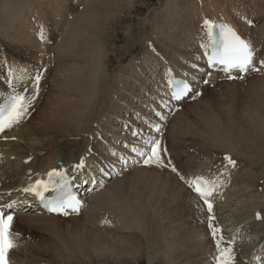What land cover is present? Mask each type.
I'll return each instance as SVG.
<instances>
[{"label": "bare ground", "instance_id": "1", "mask_svg": "<svg viewBox=\"0 0 264 264\" xmlns=\"http://www.w3.org/2000/svg\"><path fill=\"white\" fill-rule=\"evenodd\" d=\"M20 1L25 0H19V2L14 0V5L11 0V7L15 12L12 10L9 13V5H5V2L1 3L0 42H2V46L5 43L6 48L17 56L19 59L17 61L22 59L23 62H26V59H31V61L36 63L35 60H37L42 66V72L46 70L47 73L42 74L39 95L35 98V102L26 116L29 119L11 131H5L0 143V202L4 201L8 204L16 202L20 206L17 214H12L14 216L13 227L16 223L17 226L21 225L20 223L24 225L33 224L36 227L56 232L60 229L68 230L67 223L73 222L75 224L78 223L85 229L86 237H82V239L88 238V233L93 232L95 233V237H93L94 242L107 244V241H115L112 238L109 239L108 236L111 235L107 234V231L100 230L98 226L101 225V229H114L118 222L115 216L119 215L122 218V224L119 227L121 232L112 235V237L122 234L119 237L121 246L116 248L108 245L113 247L122 259L127 261H129L127 258L132 256L137 257L144 251L155 257L162 256L163 254V241L168 238V234L164 229L156 228L154 233L143 235L142 245L136 243L135 230L139 226V221L141 219L144 221V218L148 219L149 217H152L153 220L154 214L152 215L150 211H145V207H147V210H153V208L167 207V205L173 204L176 206L173 208V211L180 220L184 221L185 225L188 223L187 226L190 230L199 229L205 234L206 227L203 226L205 221L201 224L202 220L200 218V220H196L199 217H197L198 212L201 213L202 210V208L201 210L197 208L200 205V202L197 204L199 197L192 192L190 194V191H187L181 183L172 177L173 175L168 171L163 157L161 159L165 164L162 167L159 165V167L164 171L149 170L145 169L146 167L144 169L139 167L128 168L125 169L128 172H130L129 170L135 171L134 176L127 177V180L124 179V181L118 182V185L115 184L117 187L114 186L115 188H112L110 192L98 191L102 187L106 188L110 176L115 175L116 172V175H122L120 174L121 171H118L121 165L118 158L120 155H123L126 159L130 158L136 163L138 162L139 158L133 157L129 152L132 153L133 148L145 150V146H140V140L133 135L135 131H151V124L154 126L161 125L163 129L160 132L150 133L149 135L158 141H160V137L163 134L164 140L169 138L168 144L172 148L169 149V154L172 156H175L174 153L177 152L173 151L176 149L172 147L173 142L177 145H183L187 142L191 144L197 141L188 132L187 125L182 119L184 114L180 112L177 114L176 111V114H174V111L170 112L167 110L171 108L168 105V102H170L168 99L170 81L174 78L187 80L194 86V92L197 90V87H205L204 83L207 80L211 83L217 80L226 81L227 75L224 72L220 73L218 70L214 72V70L208 68L207 60L206 62L204 61L203 53H206L207 58L211 42L210 33L212 31V28L205 26L206 20L211 25H229L245 40H249L255 49V66L264 60V58L262 59L261 56H258L257 52L258 48L264 49V43L254 41L252 33L254 28H246L244 24H241L234 18V15L230 11L234 10L235 14L239 15L240 20L248 18L250 13L229 9L228 4L224 6L222 1L219 0H184L186 4H184L183 0H175L164 9V14L160 17V21L155 22V34H153L154 37L151 39L153 44L145 40L144 57L139 59L137 63H132L131 68L127 69V73L116 71V76L110 78L112 86L108 85L106 87L107 75L102 64V49L99 47L96 50V42L92 43V48L85 54L83 65L74 70L70 77L68 75V61L66 57L64 56L65 66H60L56 62L57 57L61 54L59 43L54 46L55 54L53 57L51 46L48 47L50 37L52 35L56 36L61 31L64 23H68L66 27L68 31L81 29L86 16L88 18L87 14L89 10L90 12H94V15L87 21L88 24L94 26L97 22L96 14L102 9L106 0H87L88 2L83 7L82 12L79 11L80 13H77L74 19L72 18L69 22V19L65 18L69 10H67L66 6H62V0H51L50 2L51 5H57L56 12L58 15L53 17L54 21L48 12L41 7V3L38 4V0H30L29 4L34 6L33 8L38 11L39 17L43 21V25L47 31L49 29L53 31L51 35L47 33L43 46L38 45L33 40L34 27H30L33 25H29L30 23H28L27 18L20 15L19 5L15 4L22 3ZM75 1L77 2L78 0ZM248 1L253 2L255 0ZM248 1L246 2L248 3ZM188 2L192 7L190 17H187ZM261 2L263 3L264 0H260ZM251 5L250 7L254 8ZM74 7L71 9H74ZM213 7L221 9V13H210L213 12ZM63 9H66V15L63 13ZM262 12L261 17L258 19L263 24H259L255 28L257 29L256 31H259L258 35L260 36H264V3ZM46 18L51 19L50 23H48ZM187 19L195 20L193 21L195 30L191 34L186 25ZM197 24L201 30L199 37L198 32H196ZM4 36L8 39L11 37V41L9 43L4 42L3 40H7ZM203 43H205V48L202 47ZM12 59L14 60V58ZM55 63L56 67L53 66ZM11 66L12 64L8 63L9 69L11 68V76L15 78L13 81L14 89L3 83L4 81L2 82L0 79V95L6 98L8 95L18 93L24 88H27L29 92H33L34 84L31 82L32 74L28 65L14 62L13 66ZM51 67L54 69L51 70ZM206 68L210 71H207ZM48 72H53L51 77H49L50 73ZM62 76L71 80L68 82ZM47 86H50V88L46 93ZM194 92L189 96V101L196 96ZM138 93L143 95L142 99L137 97ZM44 96V99L47 98V100L45 104L40 106ZM262 100L258 110L253 111L251 114L254 118L248 119L249 116H247L248 118L243 120V122H233L232 120L227 121L219 118L215 114H210L204 122L208 126L213 125L225 129L224 131L230 130L231 132L233 129L242 132L245 131V128L251 127L253 130L251 132L247 130L245 138L250 143L255 141L260 142V146L264 150V99ZM2 101L0 99V102ZM194 102L191 105H187V108L193 106L189 110H195V105L198 103ZM159 109L162 118L165 119L164 122L158 120L157 114ZM225 113H230V111L227 110ZM241 125L244 127H241ZM167 128L168 132L166 133ZM183 128L185 129V133L182 134L181 130ZM202 139L209 142H219L218 147L214 151L217 149L225 150L224 153L220 152L218 156L221 153L222 155L229 154L234 155L238 159L235 167H225V162H221L219 165L207 162L204 170L201 173H197L195 178L203 177L210 182L209 187L212 189L213 194L209 199L212 202L222 203L221 208L227 209L232 213L231 210L236 205V202L241 200V197H237L239 192H234L235 190L231 193L229 192L231 188L229 184L233 186L234 181L238 179L237 167L249 164L248 170L249 168L250 170L247 172V177L245 179L241 177V179L236 181V184L238 185V189H243L242 194L246 197H253L252 201L245 204L255 212V208L258 207L260 200L256 198L254 193L258 191L255 189L258 187L259 180L261 179L258 173L252 172V169L260 167L264 171V151L259 160L252 158L253 163H249L243 158L246 152L239 149L245 147H241L238 142L232 141L231 134L223 133V131H212V133L205 134ZM4 142L8 145L3 148ZM178 149L179 154H182L181 147ZM250 156H253V154ZM205 158L207 157L205 156ZM170 160H172L171 156ZM218 160L220 162L221 159L218 158ZM218 160L216 159V161ZM59 162L61 166H58ZM81 163L83 166L78 167ZM217 166L220 167L218 168ZM54 169L65 174L63 178L54 177L55 183L51 182L48 177V173ZM151 171H154L152 173L153 176H148V172ZM64 178L70 179L73 187H76V193L82 196L81 200L84 202V208L86 206L89 208L87 213L65 217L48 216L37 206L40 204V201L43 202L45 192L49 191L53 186L58 187L59 182H62ZM248 178H251L253 181L249 182ZM40 183H43L45 187L39 189V194L24 191V189ZM223 202L226 203L224 204ZM262 205L260 204V206ZM195 208L197 211L194 210ZM193 211L194 214L192 213ZM230 213L227 216L229 219H226L219 211L218 223L221 229L225 228L222 223H229L231 218ZM191 215H193L194 222L190 221ZM261 216L264 217L263 214ZM152 220L150 221L152 222ZM239 221L244 225L237 226L235 224L228 230L232 232L229 239L234 244V264H257V259L260 257L264 259V241L257 239L261 244L254 251H249L241 243L250 240L254 234H259L264 229V222L260 221L257 215L252 216L248 221L242 216L239 218ZM95 222H97L96 225ZM215 223L216 225L218 224L217 221ZM258 224L259 230L256 227ZM94 227L98 231L92 229ZM125 231H128L126 236L123 233ZM201 240L202 238L196 236V242H190V245L193 246L192 249L186 243H182L177 253H175L176 244L174 251L170 254L169 261L172 263L176 261L177 264H214L213 260L208 258L211 244L208 243L206 250H201L199 249L201 244L199 242ZM76 241L71 239L67 242V245H65L68 246L65 249L66 252H73L71 246ZM125 243L128 245L127 247H123ZM115 246H118L116 242ZM27 247L29 246H24L23 250ZM84 248L85 245H82L80 250H74L77 252L84 250ZM43 253H41L43 258L48 257V255H44ZM17 254L15 251L10 253L11 264H26L25 260L31 264V262L36 261L32 253L24 256V253L19 256ZM48 254L50 257L51 254ZM14 255L18 258H15ZM47 260L42 259L40 261L46 262ZM40 261L37 262L39 263Z\"/></svg>", "mask_w": 264, "mask_h": 264}, {"label": "rangeland", "instance_id": "2", "mask_svg": "<svg viewBox=\"0 0 264 264\" xmlns=\"http://www.w3.org/2000/svg\"><path fill=\"white\" fill-rule=\"evenodd\" d=\"M13 1L14 0H12V3ZM15 1L19 2V0H15ZM78 1H79V4H78ZM78 1L76 2L75 0H62V6L63 7L66 6L67 10H69L67 14L68 17H67L66 9H63V13L66 15L65 18L69 19L68 22L72 18L74 19L77 13L82 12L83 7H85V4L88 2L87 0H78ZM174 1L175 0H106L104 2V5L102 6V9L98 11V13L96 14L97 22L94 26H91L90 24H88V21H87L88 19L92 18V16L94 15V12H90L89 10V13L87 14L88 18L86 16V19L81 29L79 30L73 29L71 31H68L66 28L68 26V23L67 24L64 23L61 27V31L58 32L56 36L52 35L50 37V40L48 42V47L51 46L52 57L55 54L54 46L57 43H59L61 54L59 57H57L56 62L60 66H65V57H66L68 61V67H67L68 75L70 77L71 74L74 72V70H76L79 66L83 65L84 60H85V54L89 51L90 48H92V43L96 42V50L99 47L100 49H102V64L104 67V71L107 75L106 87H108V85L111 87L112 85L110 83L111 82L110 78L113 76L114 77L116 76L115 75L116 71L127 73V69L131 68L132 63L135 64L138 62L139 59L144 57L145 40H148L147 41L148 43L153 44V42H151L152 41L151 39L154 37L153 34H155V30H154L155 22L160 21V17L163 16L164 14V9L167 6L171 5ZM185 1H188V0H185ZM185 1L183 0L184 4H186ZM219 1H222V4L224 6L228 4L229 9H236L239 11H243L245 13L247 12L248 14L250 13V16L248 18L246 19L244 18L245 20H240L239 15L235 14L236 12L234 10L230 11L232 15H234V18H236L241 24H244L246 28L248 29L254 28V31L252 33H253L255 42L264 43V36L258 35L259 31H256L257 29H255L257 26H259V24H263L262 22L261 23L259 22L258 18H260L261 13H263L262 6L264 2L260 3V0L258 1L255 0L253 2L248 1V0H231V1L230 0H219ZM246 1H248V3ZM4 2H5V5L6 4L9 5L8 13L11 12L12 10L15 12V10L12 9L11 7L12 5L11 0H8V1L0 0V6H1V3L3 4ZM20 2L22 3H15L19 5L18 7L20 9V12H19L21 13L20 15L24 16V18H27L28 23H30L29 25H33L30 27H34V38L33 36L31 37L38 45L43 46L44 39L47 33L48 35H51L53 31L51 29L47 31L46 27L43 25V21L39 17L38 11L35 8H33L34 6L29 4L30 0H25V1H20ZM50 2L51 0H38V4L41 3L40 4L41 7L44 8L53 19V17L58 15V13L56 12L57 5H51ZM251 4L253 5L254 8L250 7ZM73 6H75L74 9H71ZM173 8H175V6H173ZM220 10L221 9L219 8L213 7V12H210V13L218 14V13H221ZM191 14H192V7L190 3L188 2L187 17H190ZM47 21L48 23H50L51 19H47ZM193 21L195 20L187 19L186 21V25L188 27V31L190 34L191 32L195 30L194 28L195 25ZM248 21H252L254 26H250ZM196 32H198V37H199V32H201V30L198 24H197ZM4 38L6 37L4 36ZM6 39L7 40H3V41L8 42V43L9 41H11V37L9 39L8 38ZM204 45L205 43L202 44V47ZM6 47L7 46L5 45V43H4V46H2V42H0V79L1 80L5 82L6 79L8 78L7 77L8 76V71H7L8 63L12 64V66L14 62H18V63L20 62L21 64H27L28 67L30 68V73L32 74L31 78L42 72V66L40 63H38L37 60H35L36 63L31 61V59H26V62H23L22 59H20V61H17L19 60L17 56H15ZM258 49H257L258 56L259 57L261 56V58L263 59L264 49L262 48H258ZM12 58H14V60ZM204 61L206 62L205 55H204ZM262 61L264 62V60ZM261 62L259 65L257 64L255 66V68L259 69V71L252 70L246 76H235L236 78L234 79L228 78V80L226 79V81L217 80L214 83L208 82L207 80V83H204L205 87L203 88L197 87V90L194 92L195 93L194 95L196 96L193 97L192 100L186 101L180 106L174 107V109H171L172 108L171 106L170 108L171 111H174V112L176 111L177 114L179 112L184 114L182 119L187 125L188 132L190 133L191 137L197 140L196 142H192L191 143L192 145L190 144V142L184 143L183 145H177V144H174L173 142L172 147L173 149L176 148L173 151L174 152L177 151L174 153L176 157L170 155L172 157V160H169V166H166L168 171L173 175L172 177L175 178L176 181L181 183L182 186L187 191H190L189 192L190 194H191V189L189 187L190 180L195 178L197 173H201L204 170V167L206 166L205 164H207V162L219 165L221 162L224 163L223 159L225 156H230L231 158L233 157V159H235L236 162L238 163V159L235 158L234 155H229V154L222 155L225 149H221V150L217 149L214 151V149L218 147L219 142L217 141L209 142L207 140L202 139V137L205 136V134L212 133V131L214 132L223 131V133L231 134L232 141H236L241 147H245L243 149L242 148H239V149L246 152L244 153L245 154L244 156H247V157L243 156L246 162L253 163V159L259 160V158L261 157V154L263 153L264 150L260 146V142L255 141L253 143H250L249 140L245 138L247 136L246 135L247 130L248 132H251L253 128L247 127V129L245 128V131H242V132L233 129L231 132L230 130L224 131L225 129H221L213 125L208 126L204 122L206 117H208L210 114H215L219 118L225 119L227 121L232 120L233 122H243V120H246L248 118L247 116H249L248 119H251L252 117L251 114L253 113V111L258 110L259 105L263 101L262 99H264V69H263L264 65H262ZM53 66L56 67L57 66L56 63ZM53 69L51 67V70ZM206 70L210 71L207 68ZM46 73H47L46 70L42 72L43 75ZM52 74L53 72L50 73L49 77H51ZM145 76L148 77V75L146 74ZM240 77H243V78H240ZM63 78L68 82L71 80V79H67L66 77H63ZM31 82L34 84L33 79ZM208 83L209 85H207ZM49 88L50 86L46 87V91H45L46 93L49 91ZM255 93L257 94V96ZM137 95L139 99L143 98L142 94L140 95V93H138ZM44 98L45 96L42 98L43 101H41L40 106L45 104V101L47 100V98L46 99ZM193 102L194 103L197 102L198 104L195 105V110H189L193 106L187 108V105H191V103L193 104ZM227 110L230 111V113H225ZM249 111H252V112H249ZM176 112L174 114H176ZM241 113H242V116H241ZM190 116H193L194 118ZM252 118H254V116ZM28 119L29 118H26V120ZM241 127H244V126L241 125ZM167 132H168V128H167L166 133ZM150 133H154V132L149 131V134ZM181 133L182 134L185 133L184 128L181 130ZM160 141L162 143L165 142V145L167 144L165 146V149H167L168 151L169 149H172L170 144H168L169 138H167V140H164V134L160 137ZM7 145L8 144L5 143L3 148L6 147ZM179 147H181L182 149L181 150L182 154L180 153L181 155L178 152ZM220 152L222 153L218 156ZM197 154H199L200 156ZM249 154L250 155L253 154V156H250ZM204 155L207 158H205ZM217 157L221 159L220 162ZM216 159L218 161H216ZM213 160H215L216 162ZM201 163L204 165H202ZM164 164L165 163L163 162V165ZM141 166L143 167H140V166H136V167L143 168V169L144 167H146L145 165H141ZM149 166L151 167L148 168L147 166V168L145 169L164 171L159 166L157 167V164H150ZM217 167L219 168L220 166H217ZM248 167H249V164L245 166L237 167L236 171L238 174V179L234 181L233 186L229 184L231 187L229 189V192L231 193L235 190L234 192L236 191L239 192V195H237V197H241V200L236 202V205L231 210L232 213H230L227 209L221 208L222 203H217L215 201L212 202L213 203L212 213H209L207 208L203 210L201 206L203 202L197 201V204L200 202L199 203L200 208L199 206L198 207L196 206V207L200 210L202 208L201 213L198 212V214H202V215L197 214V217L198 216L199 217L196 220L201 219L202 220L201 224H203L205 221V223L203 224V226L206 227L205 234H203L199 229L190 230V228L187 226L188 223H186L185 225L184 221L180 220L177 214L173 211V208L176 207L173 204H169L167 205V207L162 206L159 208H153V210H149V209L147 210V207H145L146 208L145 211L147 212L150 211L152 215L154 214L153 220H152V217L151 218L149 217L148 219L144 218L145 222L142 219L139 221V226L137 230H135V233H136L135 239H137L136 243L137 244L140 243L142 245L144 234L145 235H147L148 233L152 234L154 233L156 228L164 229V231L168 234V238L164 239L163 241L162 256L155 257L153 255H150L146 251H144L143 253H140L137 257L132 256V257L127 258L129 261L122 259L119 253L113 248V247L119 248V246H121L119 237L122 234L120 236H118L119 235L118 234L112 237V235H115L121 232L119 230V227L122 224V218L119 215L115 216L118 222L116 223V227L114 229H106V228L101 229L100 228L101 225L98 226L100 230L107 231L108 232L107 234L111 235V236H108V238L114 239V241L117 243L118 246H115V242L113 241H107L106 242L107 244H98L97 242H94L93 237H95V233L93 232L88 233V238L82 239V237H86L85 229H83V227H81L78 223L76 224L73 222L67 223V227L69 228L68 230L60 229L56 232L55 231L53 232L52 230H47L42 227H38V226L36 227L33 224H25L26 225L25 226L23 223H20L21 225L17 226V223H16V225H14L15 228L13 227L14 229L13 232L19 233L20 236L17 241L19 244V247L14 251L15 253L16 252L18 253L17 254L18 256L22 255L23 253H24L23 256L29 253H32V256L34 254L33 257L36 258V261L31 262V264H35V262L36 264H42V263H47V264L49 263L50 264H54V263L56 264H177L176 261H174L173 263L169 261L170 254L174 251L176 244H177V248H176L175 253L178 252V249L181 247L182 243H186L192 249L193 246L190 245V242H196V236H197V237L202 238V240L199 242L201 243L199 249L206 250L208 243L211 244L210 251L208 252V258H211V260H214L213 258L215 257V255L217 257L220 255L218 248H217V244H219L220 247L225 250H227L228 248H231L234 251V244L229 239V236L232 234V232H229L228 230L231 228L232 225H235V224L237 226L244 225L240 223L239 221L240 217L244 216L245 220L248 221L249 218L257 215L258 217L260 216L259 217L260 221L264 222V217L261 216L262 214L264 215V206H263L264 205V186H263L264 185V171L260 167H255L252 169V172H254L255 174L258 173L261 179L259 180L258 187L255 189L258 191L254 193V195H256V198H259L260 200L258 207L255 208L256 209L255 212L251 210V207L246 206L247 202L252 201L253 197L251 198L246 197L244 194H242L243 189H238V185L236 184V181L241 179V177H243L244 179L247 177V172H249L250 170V168L248 170ZM173 168H175L176 171H173ZM120 171H121L120 174L122 175H116L114 179L108 181L109 183L107 184L106 188L102 189L103 191H108V192L112 191V188L117 187L115 186V184H117L118 182L124 181V179H126L127 177L134 176L135 174V171L133 172V170L132 171L129 170L130 172H128L124 168H122ZM153 172L154 171L148 172L147 175L153 176L152 174ZM112 177L113 176H110V178ZM248 181L250 182L253 180L251 178H248ZM223 203L225 204L226 202H223ZM260 204H263V205L260 206ZM259 206L260 208L261 207L263 208L260 209ZM88 209L89 208L87 206L86 210L84 212H81L80 214H83L85 212L87 213L89 211ZM194 210L197 211L196 208ZM219 211L222 213V216L226 219H229L227 216L230 213L231 218H230L229 223H225V224L222 223L223 227H225L224 229H221L219 226H214V228L218 229L216 237L214 239L212 235V230L209 227V224H210L209 219H211L210 217L216 216L217 223H218L219 222L218 221ZM192 213L194 214V211ZM192 216L193 215L190 216L191 217L190 221L194 222ZM150 220H152V222ZM96 224L97 222H95V225ZM256 227H257V230H259V224ZM92 229L98 231L96 227ZM123 233L126 236V233H128V231H125ZM71 239L77 240L75 244L71 246L73 252H66L65 249L68 246H65V245H67V242ZM257 239H262V241H264V229H262L259 232V234H254L250 238V240H247V241H244V243H241V245L248 248L249 251H254L256 247L261 244V242L258 241ZM49 244L52 245V247H50ZM108 244L113 247H110ZM40 245L43 247H41ZM82 245L83 246L85 245L84 250L75 252V250H80ZM24 246H29V247L23 250ZM127 246L128 245L126 243L123 245V247H127ZM42 251L43 252L45 251V252L43 253ZM41 253H43L44 255L45 254L48 255V257L43 258ZM48 253H50L51 256L53 255L54 257L53 256L49 257ZM14 257L18 258L15 255ZM47 258H50V259L47 260ZM42 259L47 260L48 262L40 261ZM37 261H40V262L38 263ZM53 261H56V262H53ZM24 262L26 264H29V261L25 260Z\"/></svg>", "mask_w": 264, "mask_h": 264}, {"label": "snow or ice", "instance_id": "3", "mask_svg": "<svg viewBox=\"0 0 264 264\" xmlns=\"http://www.w3.org/2000/svg\"><path fill=\"white\" fill-rule=\"evenodd\" d=\"M250 26H254L252 21H248ZM205 26L210 27L213 30L219 32V47L216 48L209 58L210 65H221L222 70L225 72H231L238 70L241 73H247L248 71H259L254 65L255 49L249 40H245L240 37L236 31L229 25H211L209 21H205ZM215 42V41H214ZM264 65V62H261ZM236 77L229 76V79ZM243 78V77H240ZM34 81V90L29 92L27 88L21 89L18 93L10 94L6 98L0 95V99L3 100L0 103V134L7 130L12 129L15 125L20 124L24 118L29 114V109L32 108L35 98L39 95V85L42 79V73L32 77ZM207 83V81H205ZM9 86L14 89V85ZM192 89L187 83L178 85L172 93V98L175 100H182L188 96ZM159 131V128L157 129ZM133 135H136L134 132ZM133 151H137L142 157H146L144 160L145 165L157 164L163 166V160L161 159L160 142L154 138L145 141V150L133 148ZM225 167H235L236 162L230 157L225 156ZM82 163L78 167H82ZM173 171H176L173 168ZM64 173L57 170H53L48 173L49 180L53 183L54 177L63 178ZM183 179V177H182ZM209 181L203 177H197L189 182V187L198 194L205 202L207 210L212 213L213 204L210 202V197L213 194L212 189L209 187ZM45 187L43 183L34 185L30 188L24 189V191H31L39 194V189ZM13 205H0V264H11L10 253L19 247L18 239L20 234L13 232L14 216L9 212V209ZM80 208V202L75 197H69L63 201L57 202L49 207V211L59 215H69L71 212L78 214ZM214 219V217H212ZM259 218V217H258ZM218 229L212 228V235L215 239ZM220 255L218 256V264H234L235 256L233 250L228 248L227 250L220 247L217 244Z\"/></svg>", "mask_w": 264, "mask_h": 264}]
</instances>
